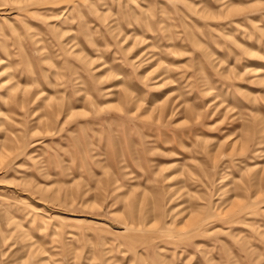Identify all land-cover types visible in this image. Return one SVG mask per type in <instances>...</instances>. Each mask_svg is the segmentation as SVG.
I'll use <instances>...</instances> for the list:
<instances>
[{
    "label": "rangeland",
    "instance_id": "obj_1",
    "mask_svg": "<svg viewBox=\"0 0 264 264\" xmlns=\"http://www.w3.org/2000/svg\"><path fill=\"white\" fill-rule=\"evenodd\" d=\"M0 264H264V0H0Z\"/></svg>",
    "mask_w": 264,
    "mask_h": 264
}]
</instances>
